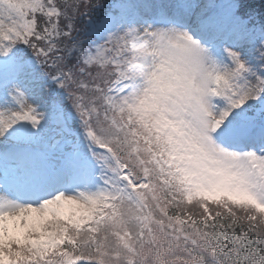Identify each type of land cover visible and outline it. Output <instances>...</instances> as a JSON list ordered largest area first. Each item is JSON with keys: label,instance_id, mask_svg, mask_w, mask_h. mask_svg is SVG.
<instances>
[{"label": "snow or ice", "instance_id": "1", "mask_svg": "<svg viewBox=\"0 0 264 264\" xmlns=\"http://www.w3.org/2000/svg\"><path fill=\"white\" fill-rule=\"evenodd\" d=\"M246 2L0 0V264H264Z\"/></svg>", "mask_w": 264, "mask_h": 264}, {"label": "rangeland", "instance_id": "2", "mask_svg": "<svg viewBox=\"0 0 264 264\" xmlns=\"http://www.w3.org/2000/svg\"><path fill=\"white\" fill-rule=\"evenodd\" d=\"M89 1L92 3V0H89ZM95 2L96 3L99 2V3L103 4L104 7L103 8H99V9L96 8V10H94L92 12H98V13H94V14L92 13L90 16L82 18V20H81V22L83 24V26H81L82 30L87 27V23L86 22L88 20H91L93 22L99 21L100 19L103 18L102 15H105V13H108V12L112 11L119 4H123V3L129 2V0H102V1L101 0H94L93 3L96 4ZM133 2L146 3V4H158V3H168L169 0H133ZM198 2L201 5H205L206 4L209 7H212L213 5H216L219 8L220 6L229 3V0H198ZM82 5L83 4H81V6ZM79 10H82V9H79ZM89 12H91V11H89ZM99 12H101V13H99ZM250 21H251V19H250ZM225 22H227L226 21V17H225ZM250 26H254L252 21H251Z\"/></svg>", "mask_w": 264, "mask_h": 264}, {"label": "trees", "instance_id": "3", "mask_svg": "<svg viewBox=\"0 0 264 264\" xmlns=\"http://www.w3.org/2000/svg\"><path fill=\"white\" fill-rule=\"evenodd\" d=\"M93 1L94 0H92V3H93ZM59 2H60V0H57V3H59ZM90 3L91 2L89 1L90 6L87 9H85L84 5H82L80 7V9H82V10H79V11H81V12L87 11V13H88L87 16H90L92 13L93 14L98 13V12H92V11L96 10V8L91 7V5H94V3L93 4L92 3L90 4ZM89 11H91V12H89ZM245 12H246L247 16L249 17V19H251V21L253 22L254 26H256V28L258 30L259 25L261 23H264V0H247L246 6H245ZM99 13H101V12H99ZM102 16H104V15H102ZM82 18H84V17L78 16V19H77V27H79V28H81V26H83V24L81 22Z\"/></svg>", "mask_w": 264, "mask_h": 264}]
</instances>
